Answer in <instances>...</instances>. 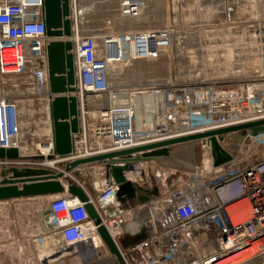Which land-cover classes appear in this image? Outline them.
Wrapping results in <instances>:
<instances>
[{"label": "built area", "instance_id": "built-area-1", "mask_svg": "<svg viewBox=\"0 0 264 264\" xmlns=\"http://www.w3.org/2000/svg\"><path fill=\"white\" fill-rule=\"evenodd\" d=\"M108 1H115L116 8L109 17H102L100 7ZM156 1L70 0L68 39L75 83L74 91L64 94L76 98L79 131L72 134L71 152L60 157L53 153L48 113L55 94L48 88L45 47L49 38L43 0H0V78L13 89H0V146L16 147L19 153L17 158L0 160V165L63 172L60 180L64 184L75 171L93 180L94 196L78 184L126 264H264V129L215 135L221 148L217 154H213L208 136L189 141L198 143L203 154L189 171L161 167L156 160H134L141 153L64 170L65 165L82 158L264 119L260 21L231 8V0H211L213 7L215 2L218 5L202 18L208 38L196 46L200 69L196 77L180 80L173 52L181 30L177 18L182 26H191L196 15L176 5L174 24L167 12L162 26L134 27L153 14ZM81 9L85 13L79 18ZM246 47L259 50L258 68L245 74H225V66L245 70ZM208 50L212 60L206 58ZM223 50L231 51L230 62L224 63ZM160 56L167 57V75L124 83L121 71L113 73ZM34 99L42 101L46 128L34 155H29L20 105ZM50 155L53 157L48 158ZM112 163L126 165L127 178L128 173L134 174L129 178L135 186L131 198L117 197ZM46 198L42 229L28 238L36 255L42 253L43 264L67 259L71 264H83L110 256L83 202L68 193ZM134 220L137 237L131 240L134 234L127 233V226Z\"/></svg>", "mask_w": 264, "mask_h": 264}, {"label": "water", "instance_id": "water-1", "mask_svg": "<svg viewBox=\"0 0 264 264\" xmlns=\"http://www.w3.org/2000/svg\"><path fill=\"white\" fill-rule=\"evenodd\" d=\"M43 10L45 35L49 38L45 47L48 88L52 94H55L48 103L53 153L63 157L72 150V134L79 131L76 98L73 95L67 96L64 94L74 91L75 83L73 55L70 52L72 43L68 39L71 35L70 0H43ZM246 128H252L254 132L263 130L264 119L82 158L65 165L64 170L68 172L80 164L104 161L106 159L113 162L118 157L132 153H141L137 154L134 160H155L168 154L169 147L172 145L186 143L207 136L210 137L213 154H217L221 151V148L215 135L221 137L223 133L245 130ZM17 157H19V153L16 147L5 148L0 146L1 161ZM52 157V155L48 156V158ZM32 158L41 159L42 156H32ZM219 161H222V158L215 160V163H219ZM110 168L111 177L118 183L117 197L120 199L131 198L135 186L133 181L127 178L124 173L126 165L112 163ZM62 176L63 172H54L48 168L9 166L2 163L0 165V202L68 193L70 197H76L84 203L89 218L98 225L97 231L110 252V256L106 258L83 264H126L107 230L99 224V216L90 203L86 191L72 182L64 184L60 180ZM145 199V197L140 198L139 202H143ZM121 244L126 245V241L122 240ZM54 264H61V260H56Z\"/></svg>", "mask_w": 264, "mask_h": 264}, {"label": "rangeland", "instance_id": "rangeland-1", "mask_svg": "<svg viewBox=\"0 0 264 264\" xmlns=\"http://www.w3.org/2000/svg\"><path fill=\"white\" fill-rule=\"evenodd\" d=\"M176 0H159L152 5L153 14H148L140 22L134 23V27H156L162 26L166 23L165 15H169L175 19V8L183 6L185 12L189 15H196L195 22L191 26H182L181 22L177 18L179 24V35L175 38L174 42V55L178 60L176 63V71L180 80H189L197 76L199 67L198 50L199 42L206 40V28L202 23L207 11L217 10L218 3H213L211 0H185L180 4H175ZM231 8L242 10L246 18L253 19L254 17L260 21L262 32L264 36V0H231ZM117 3L115 1H108L101 5L99 15L106 17L114 11ZM212 5V6H211ZM234 5V6H233ZM193 20V19H192ZM94 23V22H93ZM92 23V24H93ZM183 23V21H182ZM91 24V25H92ZM94 25V24H93ZM92 25V26H93ZM120 26V25H118ZM121 28V27H118ZM118 30V29H117ZM264 50V48H262ZM247 50V47L245 48ZM226 54V62H230L231 51L223 50ZM259 50H247L246 53V67L245 70H241L234 66H225L227 71L238 72L239 74H245L258 68L257 54ZM206 58L213 59V54L210 50L206 52ZM255 59V61H254ZM227 65V64H225ZM169 66L167 65V57L160 56L154 60H140L135 62L131 66H123L119 69H114L113 73H123L125 78L122 80L124 83H131L141 78H153L158 76H164L169 73ZM121 71V72H120ZM201 72V71H200ZM15 85V83H14ZM0 89L3 91H11L13 89L8 87L7 84H2L0 78ZM16 93V92H15ZM20 112L22 114L23 121V136L25 147L28 148L29 155H34L35 146L39 143V136L44 133L46 123L44 122L42 101L34 99L29 100V103L20 105ZM201 147L198 143H180L169 147L168 154L155 159L154 161L161 167L178 169L183 171L191 170L197 165L202 157ZM187 158V159H186ZM68 180L72 183L79 185L82 184L85 189H89L91 186V179L85 177L80 171L71 173ZM91 194V193H90ZM94 196L95 194L92 193ZM47 202L46 197H34L25 199H16L12 201H3L4 206H0V264H29L28 257L31 256V252H34L36 259L31 264H43L40 260V254L36 255L35 247L28 245L26 240L32 235L39 234L42 229L41 215H47ZM42 216V217H43ZM137 221L134 220L135 225ZM128 234L133 235L131 240L136 239L137 235L134 233L135 229L132 224L127 226ZM134 229V231H133ZM61 264H71L67 259Z\"/></svg>", "mask_w": 264, "mask_h": 264}, {"label": "crops", "instance_id": "crops-1", "mask_svg": "<svg viewBox=\"0 0 264 264\" xmlns=\"http://www.w3.org/2000/svg\"><path fill=\"white\" fill-rule=\"evenodd\" d=\"M99 1H101V0H99ZM84 13H85V10L84 9H81V11H80V16H79V18H82V16L84 15ZM187 159V158H186ZM181 170V169H180ZM131 174V176H133V174L132 173H130ZM128 176H129V174H128ZM133 178V177H132ZM89 190V192L91 193V195H92V187L90 186V188L88 189ZM0 206H4V204L2 203V202H0ZM26 242L28 243V245H30V246H32V244L28 241V239L26 240ZM36 259V256L34 255V252H31V256L29 255V257H28V263L29 264H31L32 262H34V260Z\"/></svg>", "mask_w": 264, "mask_h": 264}, {"label": "bare ground", "instance_id": "bare-ground-1", "mask_svg": "<svg viewBox=\"0 0 264 264\" xmlns=\"http://www.w3.org/2000/svg\"><path fill=\"white\" fill-rule=\"evenodd\" d=\"M38 146H39V147H43L44 145L38 144ZM27 149H28V148H27ZM207 156H208V155H207ZM207 156H206V158L204 159V163L208 161V158H207ZM128 174H129V176H128L129 178H132V177H134V174H133V173H132V174H133V176H131V174H130V173H128ZM131 224H132V223H131ZM132 225L134 226V224H132Z\"/></svg>", "mask_w": 264, "mask_h": 264}]
</instances>
